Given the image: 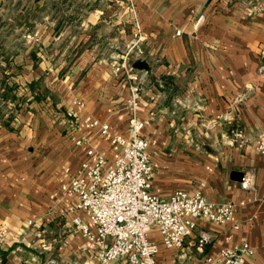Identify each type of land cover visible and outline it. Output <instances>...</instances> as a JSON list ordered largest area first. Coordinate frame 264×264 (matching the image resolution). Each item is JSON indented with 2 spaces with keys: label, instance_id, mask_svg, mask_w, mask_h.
Masks as SVG:
<instances>
[{
  "label": "crops",
  "instance_id": "obj_1",
  "mask_svg": "<svg viewBox=\"0 0 264 264\" xmlns=\"http://www.w3.org/2000/svg\"><path fill=\"white\" fill-rule=\"evenodd\" d=\"M0 5L18 28L32 23L41 35L48 24L47 44L0 47V227L7 229L0 264L96 263L64 212L72 199L59 185L77 171L88 147L102 151L108 164L118 153L83 119L127 134L129 80L123 70L113 73L111 60L126 50L136 26L143 54L133 51L127 62L142 76L136 115L149 142L153 193L200 191L234 204L226 225L196 219L180 247H163L151 231L159 243L155 264H206V256L243 240L252 251L246 264H264V153L257 149L264 139V0ZM60 6L70 11L65 30L51 13ZM140 60L147 70L134 67ZM236 129L245 139L241 147L230 143ZM233 172L249 175L253 187H242Z\"/></svg>",
  "mask_w": 264,
  "mask_h": 264
},
{
  "label": "built area",
  "instance_id": "obj_2",
  "mask_svg": "<svg viewBox=\"0 0 264 264\" xmlns=\"http://www.w3.org/2000/svg\"><path fill=\"white\" fill-rule=\"evenodd\" d=\"M199 15L194 26L201 21ZM136 26L126 50L111 60L114 74L124 71L129 80L127 108L129 119L127 134L112 133L107 123L86 116L83 121L96 128L118 153L111 164L102 151L90 146L77 171L60 181L59 190L65 202L64 212L71 216L74 230L83 233L87 247L94 251L95 264H111L124 259L126 264H155L159 243L165 248L180 247L189 237L196 219L226 225L230 222L234 204L230 201L214 202L200 191L174 190L167 198L152 191L153 167L148 153V140L141 135L143 120L136 115L142 91V76L127 62V55L143 54ZM179 33V30L176 31ZM85 142L79 139L77 144ZM245 142L240 129H236L230 143L241 147ZM257 149L264 153V139ZM240 185L253 187L251 177L243 175ZM83 217H85L83 219ZM28 225L33 223L27 221ZM155 231L159 243L149 238ZM7 234L0 227V243ZM207 235H202L201 241ZM248 243L225 247L215 257L206 256V264H246L245 255L251 253Z\"/></svg>",
  "mask_w": 264,
  "mask_h": 264
},
{
  "label": "rangeland",
  "instance_id": "obj_3",
  "mask_svg": "<svg viewBox=\"0 0 264 264\" xmlns=\"http://www.w3.org/2000/svg\"><path fill=\"white\" fill-rule=\"evenodd\" d=\"M55 10H51L52 14H57V18L61 20L62 22L59 24L60 29L65 30L67 29V21H66V15L69 14V10H66L67 8L64 6L55 7ZM47 9V8H45ZM5 10L0 5V47H3V45L8 46H15L20 47L23 45H36L39 43V41H43L45 44H47V30L45 26H47V23H43L44 31H42L41 35L40 33L35 30V26H33L32 23H27L22 26V28L19 27L18 20L11 21L8 20V16L5 14ZM45 13V12H44ZM50 13V14H51ZM30 17H33L32 13L30 12ZM46 14V13H45ZM11 18V17H9ZM43 34V39H42ZM64 35V34H63ZM60 39H57L55 43H57ZM56 48V47H55Z\"/></svg>",
  "mask_w": 264,
  "mask_h": 264
},
{
  "label": "water",
  "instance_id": "obj_4",
  "mask_svg": "<svg viewBox=\"0 0 264 264\" xmlns=\"http://www.w3.org/2000/svg\"><path fill=\"white\" fill-rule=\"evenodd\" d=\"M134 67H137V68H145L146 70L148 69L146 66H145V63H144V61H136L135 63H134ZM242 176H243V173H241V172H233L232 173V178L233 179H235V180H241V178H242Z\"/></svg>",
  "mask_w": 264,
  "mask_h": 264
}]
</instances>
